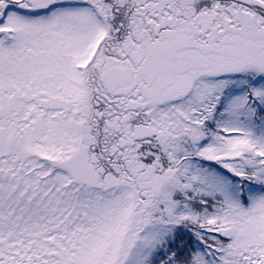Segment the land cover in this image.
Masks as SVG:
<instances>
[{"label": "rangeland", "instance_id": "1", "mask_svg": "<svg viewBox=\"0 0 264 264\" xmlns=\"http://www.w3.org/2000/svg\"><path fill=\"white\" fill-rule=\"evenodd\" d=\"M68 8L77 19L62 28L54 16L44 23L30 11L0 20V264H263L264 225L241 219L221 226L217 241L194 236L204 202L191 189L186 161L197 158L232 174L242 170L264 186V164L255 150L227 147L212 129L221 135L227 113L236 118L241 110L247 116L244 92L250 104L264 107V50L240 56L235 81L201 77L188 101L175 105L176 112L152 113L161 142H114V125L123 126L124 115L87 105L72 63L73 48L87 46L93 17ZM12 94L29 96L25 109L15 108ZM9 105L14 113L2 111ZM101 111L102 117L109 113L108 125L98 119ZM95 137L107 150L99 153L113 174L114 185L106 184L112 188L93 189L65 172L47 174L44 153L82 151ZM126 148L130 154H123ZM134 152L138 161L128 167ZM194 242L207 246L214 259L194 255Z\"/></svg>", "mask_w": 264, "mask_h": 264}, {"label": "flooded vegetation", "instance_id": "2", "mask_svg": "<svg viewBox=\"0 0 264 264\" xmlns=\"http://www.w3.org/2000/svg\"><path fill=\"white\" fill-rule=\"evenodd\" d=\"M68 7L85 9L93 17L87 24V46L73 48L72 63L78 82L85 87L86 104L108 106L124 115L123 126L114 125V142H161L162 135L151 126L152 113L176 112L175 105L188 101L201 77L235 81L240 56L264 50V0H0V20L8 21L12 12L30 11L44 23H51L47 18L54 16L62 28L77 19ZM27 97L12 94L10 98L17 100L15 108L20 104L25 109ZM15 108L9 105L2 111L11 114ZM103 111L98 119L108 125L109 113H105L108 118L102 117ZM100 141L95 137L94 144L82 151L67 150L64 156L59 151L44 153L42 160L50 168L47 174L65 172L93 189L112 188L115 181L105 169L99 152L107 150ZM125 153L131 150L126 148ZM136 155L128 156V167L138 161ZM50 159L63 162L66 168L54 167Z\"/></svg>", "mask_w": 264, "mask_h": 264}, {"label": "trees", "instance_id": "3", "mask_svg": "<svg viewBox=\"0 0 264 264\" xmlns=\"http://www.w3.org/2000/svg\"><path fill=\"white\" fill-rule=\"evenodd\" d=\"M241 97L246 98L244 110L247 111V116L243 117L241 110L238 111L236 118L227 113L221 121V135H218L215 126L212 127L213 132L227 147L245 145L255 150L264 164V107L258 101H252L250 104L245 92ZM186 162L189 163L187 179L189 177L192 180L191 189H194L195 197L204 202L197 209L199 219L193 233L195 237L206 243L217 241L221 239V226H234L241 219L251 222L258 228L264 225V186L245 178L242 170L232 174L214 163L197 158L187 159ZM216 203H219V207H204ZM186 205L192 206L188 203ZM192 208L194 207H191V211ZM185 215L186 212L182 214ZM192 248L195 251L194 255L214 259L210 256L207 246L194 242ZM261 249L259 260L264 264V241ZM165 263L158 261L154 264Z\"/></svg>", "mask_w": 264, "mask_h": 264}, {"label": "water", "instance_id": "4", "mask_svg": "<svg viewBox=\"0 0 264 264\" xmlns=\"http://www.w3.org/2000/svg\"><path fill=\"white\" fill-rule=\"evenodd\" d=\"M143 136H145V135H143ZM143 136L141 135V137H143ZM49 161L54 165V167L66 168V165L63 162H59V161L51 160V159Z\"/></svg>", "mask_w": 264, "mask_h": 264}]
</instances>
